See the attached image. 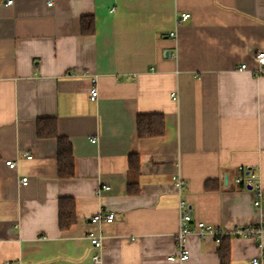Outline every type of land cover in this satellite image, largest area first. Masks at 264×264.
<instances>
[{"label": "crops", "instance_id": "crops-1", "mask_svg": "<svg viewBox=\"0 0 264 264\" xmlns=\"http://www.w3.org/2000/svg\"><path fill=\"white\" fill-rule=\"evenodd\" d=\"M260 51L264 0H0V264H95V253L99 264H219L197 224H264V199L254 207L235 182L252 168L264 190ZM146 115L161 116V136L138 138ZM45 118L71 145L72 178L58 177L57 141L36 136ZM61 198L77 217L62 232ZM180 199L191 210L185 262L168 260ZM99 211L113 221L90 223ZM228 244L229 264H264V232Z\"/></svg>", "mask_w": 264, "mask_h": 264}, {"label": "built area", "instance_id": "built-area-1", "mask_svg": "<svg viewBox=\"0 0 264 264\" xmlns=\"http://www.w3.org/2000/svg\"><path fill=\"white\" fill-rule=\"evenodd\" d=\"M12 5V1H6L4 3V7H9ZM48 7L52 5L51 2L46 4ZM189 17V14L183 15L181 17L182 20H186ZM254 62L256 63V70L254 73L257 75H264V51L258 52L254 57ZM241 70H245L246 66H241ZM97 98V91L95 87H92L89 91V99L90 101H94ZM28 160L31 159L30 156H26ZM5 165L8 169L12 170L15 168V164L12 161H5ZM27 179L22 178L21 184L25 185ZM174 186L178 191L183 188V182L179 178H172ZM236 184L243 185L246 189L251 190L253 193V201L252 205L254 207H259L260 202L264 199V190L261 187L260 180L258 179L257 174L253 171L252 168L249 169H240V175L235 178ZM108 189L107 187L104 188ZM177 210H179V217L177 221V231L174 235L175 239V249L177 252V257H169V261H174L175 259L179 262H185L190 258V253L188 250V241L189 236L192 231L190 230V222H191V210L189 206L186 204L185 200L180 199L178 202ZM113 221V215L108 212L99 211L97 214L93 215L89 222L90 223H111ZM264 232V224H259L251 227H239L233 231H221L217 228H214L210 225L197 224V231L195 232L199 238L207 237V235L211 236L216 245L222 241L223 238L226 239H251V238H259V236ZM87 240L90 243V247L99 250L102 246L101 238L98 234L91 231L87 235ZM260 251L262 256L264 257V249L260 246ZM91 261L95 264H99L100 256L97 253L92 255ZM5 264H10L9 262H5ZM251 264H260L257 259H252Z\"/></svg>", "mask_w": 264, "mask_h": 264}, {"label": "trees", "instance_id": "trees-1", "mask_svg": "<svg viewBox=\"0 0 264 264\" xmlns=\"http://www.w3.org/2000/svg\"><path fill=\"white\" fill-rule=\"evenodd\" d=\"M90 18L80 20L81 30L83 33H92L93 26ZM137 136L139 139H147L151 137H159L163 133L164 124L161 116H138L136 120ZM36 136L38 139L53 138L57 141V170L58 177L72 178L74 174L73 160L71 155L70 143L62 137H58L57 128L53 118L40 119L36 122ZM135 158V157H133ZM133 158H129V167L133 165ZM135 162V161H134ZM136 166V164H134ZM205 188H209V183H206ZM57 228L60 232L69 230L77 221L75 213V202L72 199L61 198L57 206ZM229 239L223 238L216 250L219 257V264H229Z\"/></svg>", "mask_w": 264, "mask_h": 264}]
</instances>
